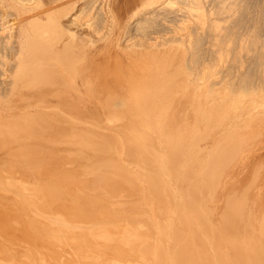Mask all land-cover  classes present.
Segmentation results:
<instances>
[{"label":"bare ground","instance_id":"6f19581e","mask_svg":"<svg viewBox=\"0 0 264 264\" xmlns=\"http://www.w3.org/2000/svg\"><path fill=\"white\" fill-rule=\"evenodd\" d=\"M253 7L0 0V264H264Z\"/></svg>","mask_w":264,"mask_h":264},{"label":"rangeland","instance_id":"374dc122","mask_svg":"<svg viewBox=\"0 0 264 264\" xmlns=\"http://www.w3.org/2000/svg\"><path fill=\"white\" fill-rule=\"evenodd\" d=\"M227 1H228V0H227ZM242 1H243V2L245 1V3L248 2V3H251L252 5H254V7H253V8H254V9H253V10H254V16H253V17H254V19H255V23H254V22H253V23L256 25V23L259 21L260 23L258 22L257 25H258V26H259V24L262 25L261 27L259 26L260 29L258 28V32H259L258 35H260V37H261L262 40H263V38H264V36H263V35H264V30H263V29H264V25H263L264 22H263V20H264V19H262V18H264V16H263V15H264V13H263V12H264V8H263L262 6H263L264 2H262V1H264V0H254V1H253V0H242ZM246 1H247V2H246ZM255 1H256V2H255ZM257 1H258V2H257ZM253 2H254V3H253ZM256 3H257V5H256ZM260 4H261V5H260ZM258 5H259V7H257ZM173 6L176 7L177 5H173ZM255 7H257V8L255 9ZM260 8H261V9H260ZM257 9L260 10V11H258ZM255 10L258 11V12H256ZM261 11H263V12H262L263 15H262V13H261V15H260L259 12H261ZM166 13L169 14V15H171L170 12H166ZM177 13L180 14L181 12H178V11H177ZM167 14H166V16H163V15H162L161 17H162V18H165V17H167ZM169 15H168V16H169ZM258 15H260V16L262 17V18H261L262 21H261V19L259 18L260 16H258ZM257 16H258V17H257ZM257 19H258V20H257ZM259 19H260V20H259ZM162 20H163V19H162ZM163 22H164V21H163ZM257 25H256V26H257ZM262 27H263V28H262ZM260 31H261L263 34H262ZM166 33H167V32H166ZM156 36H161V35H160V34H157V35L154 34L153 37H156ZM169 36H170V39H171V38L174 36V34H172V33H171V34L168 33V35L164 36L163 38H160L159 40H164L166 37H168V38H166V39H169ZM248 56H249V55H248ZM248 56H247V57H248ZM249 58H250V57H249ZM254 59H255L254 57L251 58V59H248L249 64H253V62L256 60V59H255V60H254ZM257 148H258V147H257ZM258 149H259V148H258ZM258 149H257V150H256V149L254 150V152L256 151V157H258V156L260 155V156H261L260 158H264V155H263L264 152H262V150H263L262 147H260L259 150H258ZM257 151H258V152L260 151V152L258 153ZM263 151H264V150H263ZM254 152H253V154H255ZM257 153L259 154L258 156H257ZM262 153H263V154H262ZM261 154H262V155H261ZM253 156H254V155H253ZM253 158H254V157H253ZM247 173H248V172H247ZM249 174H250V173H248V177H249ZM245 176H247V174H245V175L243 176V179H242V178H241V179H242V180H245V178H244ZM246 178H247V177H246Z\"/></svg>","mask_w":264,"mask_h":264}]
</instances>
